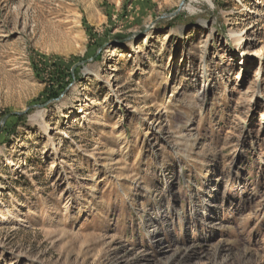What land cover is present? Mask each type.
I'll return each mask as SVG.
<instances>
[{
    "label": "rangeland",
    "instance_id": "rangeland-1",
    "mask_svg": "<svg viewBox=\"0 0 264 264\" xmlns=\"http://www.w3.org/2000/svg\"><path fill=\"white\" fill-rule=\"evenodd\" d=\"M180 2L0 0V264H264V0Z\"/></svg>",
    "mask_w": 264,
    "mask_h": 264
},
{
    "label": "water",
    "instance_id": "water-1",
    "mask_svg": "<svg viewBox=\"0 0 264 264\" xmlns=\"http://www.w3.org/2000/svg\"><path fill=\"white\" fill-rule=\"evenodd\" d=\"M185 2H186V0H181V2H180V4H179L178 8H177L175 11L170 12V13H167V14H163L160 18L165 17V16H166V17H167V16L172 17V16L177 15V14L181 11V9L183 8ZM148 27H149V26H148ZM30 107H32V106H29L26 110H23V111H17V112H15V113L18 114V115H22V114L26 113L27 110L30 109ZM7 117H8V116H6L5 118H3V120H2L3 123L6 121Z\"/></svg>",
    "mask_w": 264,
    "mask_h": 264
},
{
    "label": "bare ground",
    "instance_id": "bare-ground-1",
    "mask_svg": "<svg viewBox=\"0 0 264 264\" xmlns=\"http://www.w3.org/2000/svg\"><path fill=\"white\" fill-rule=\"evenodd\" d=\"M187 5H188V3L186 4V6H187ZM186 6H185V7H186ZM201 25L205 27V26L207 25L206 21H203V22L201 23ZM233 35L236 36V40H237V42H238V45L241 47L243 37L240 36V35H236V32H234ZM150 38H152V36H151V35H148V36L143 40V44L146 45V44L150 41ZM260 52H262V51H260ZM258 70H259V69H258ZM259 74H260V71H259ZM83 112H84V111H83Z\"/></svg>",
    "mask_w": 264,
    "mask_h": 264
},
{
    "label": "trees",
    "instance_id": "trees-1",
    "mask_svg": "<svg viewBox=\"0 0 264 264\" xmlns=\"http://www.w3.org/2000/svg\"><path fill=\"white\" fill-rule=\"evenodd\" d=\"M217 1H215V3H216Z\"/></svg>",
    "mask_w": 264,
    "mask_h": 264
}]
</instances>
